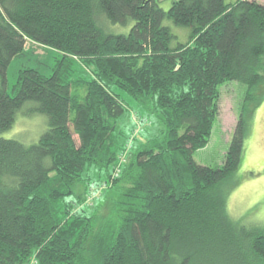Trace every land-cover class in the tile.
Segmentation results:
<instances>
[{
    "label": "trees",
    "instance_id": "1",
    "mask_svg": "<svg viewBox=\"0 0 264 264\" xmlns=\"http://www.w3.org/2000/svg\"><path fill=\"white\" fill-rule=\"evenodd\" d=\"M30 43L58 58L48 73L21 67L10 88ZM263 58L254 0H0V264H264V226L230 215L226 187ZM230 80L247 107L224 165L200 164ZM22 119L34 126L6 135ZM145 122L158 132L146 138ZM118 165L107 199L86 205Z\"/></svg>",
    "mask_w": 264,
    "mask_h": 264
},
{
    "label": "rangeland",
    "instance_id": "2",
    "mask_svg": "<svg viewBox=\"0 0 264 264\" xmlns=\"http://www.w3.org/2000/svg\"><path fill=\"white\" fill-rule=\"evenodd\" d=\"M254 1L264 4V0ZM31 47L33 50L27 51L25 56L12 61L8 70L10 88L16 82L21 67L26 65L29 67H39L41 65L39 63H42L41 66L48 68L45 71L48 73L50 71L49 67L58 58V53L48 47L31 43L28 44L27 48L29 49ZM261 64L264 66V58ZM92 73V71L91 73L86 71L80 78H92ZM257 95V100L259 99L260 103L256 100L255 102H258V106L252 110L254 113L251 115L250 129L245 141V151L240 166L226 186L229 189V192L227 191L229 195L227 207L230 215L234 219L242 220L243 224L247 226L252 223H259L264 226V86L259 89ZM248 97L249 90L247 86L238 81L230 80L219 86V95L215 105L214 126L206 136V140H203L202 143L204 145L195 151L194 157L198 163L212 167H222L224 165L227 159L232 133L239 118L245 112ZM34 122L22 119L16 129L9 132L10 134L7 132L6 135L16 137L12 135L13 132L17 133L19 129H30L34 126ZM120 123L122 126L130 129H133L135 125L133 117H125ZM158 130L157 127L153 129L150 122H145L142 133L144 132L143 135L148 138L147 133L158 132ZM37 132L39 131L37 130L36 133L35 131H30L33 135H36ZM132 135H134V138L131 139L128 147H132L136 133L133 132ZM74 138L77 144H79L78 137L74 136ZM138 139L147 141L144 138L141 139L138 137ZM26 142L30 143L28 141ZM119 165L113 168L109 179L103 180L102 182L94 180L89 183L90 192L87 196L86 205L93 206L96 202L107 199L109 188L121 176L122 170L119 168ZM245 231L247 232V230ZM28 264H36V262L32 261ZM207 264L210 263L207 262Z\"/></svg>",
    "mask_w": 264,
    "mask_h": 264
},
{
    "label": "bare ground",
    "instance_id": "3",
    "mask_svg": "<svg viewBox=\"0 0 264 264\" xmlns=\"http://www.w3.org/2000/svg\"><path fill=\"white\" fill-rule=\"evenodd\" d=\"M129 96V95H128ZM135 103V102H134ZM133 106V105H132ZM136 106V105H135ZM127 111V110H126Z\"/></svg>",
    "mask_w": 264,
    "mask_h": 264
}]
</instances>
